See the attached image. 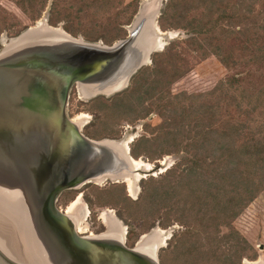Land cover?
Returning a JSON list of instances; mask_svg holds the SVG:
<instances>
[{"label":"water","instance_id":"water-1","mask_svg":"<svg viewBox=\"0 0 264 264\" xmlns=\"http://www.w3.org/2000/svg\"><path fill=\"white\" fill-rule=\"evenodd\" d=\"M140 13L127 38L112 45L87 42L62 29L63 34L46 31L7 49L3 45L0 201L5 199L9 207L19 203V209H3L0 203V217L7 216L27 257L17 261L0 249V264H160L159 251L151 256L136 245L129 247L126 235L117 240L100 237L104 232L80 234L71 216L57 206L67 189L136 172L130 163L135 160L130 146L125 155L107 143L118 140L87 137L68 115L67 105L74 85L109 90L95 96H111L124 90L146 60H151L157 34L152 18L142 22ZM44 21L47 27L59 29ZM155 171L152 168L146 174ZM121 177L108 180L119 182Z\"/></svg>","mask_w":264,"mask_h":264},{"label":"rangeland","instance_id":"rangeland-1","mask_svg":"<svg viewBox=\"0 0 264 264\" xmlns=\"http://www.w3.org/2000/svg\"><path fill=\"white\" fill-rule=\"evenodd\" d=\"M168 2L169 0H0V51L9 39L16 37L28 27L35 26L36 23L37 26L42 24L45 19L49 25L62 29L73 37L87 42L96 40L93 43L109 45L105 39L114 40L115 35L122 34L124 30L127 31V35L129 34L130 26L143 5L147 12L158 9L156 25L159 26V20ZM192 5L189 16H201L203 9L199 5H202V2L197 1ZM195 7L200 8L196 11ZM50 18L59 22L50 24ZM129 18L130 24H123ZM190 20L191 18H188L183 22H175L169 16H164L163 24L166 30L158 28L162 33L156 37V42L161 38L162 48L155 50L152 55L154 53L166 55L158 56L157 62L151 57V60L137 71V73L141 69L152 71L157 68L156 63L164 67L162 88L155 90L143 104V110L140 108V112H111L107 110L109 104L106 102L127 90L137 73L124 90L111 96L87 98L82 94L78 84L71 88L67 113L75 118L73 121L76 120L75 122L81 125L84 135L95 140L98 137L118 140L131 147L141 136L151 138L152 133H156V126L170 114L166 105L169 97L174 95H182L184 98L182 100L194 107V115H201L198 107L203 105V100L199 95L213 90L220 81L232 74V70L221 63L211 48L226 46L227 49H232L234 41L229 34H217L214 39L200 41V47L190 45L189 39L194 36L193 26L189 25ZM220 22L225 28L227 20ZM125 38L116 39L112 44ZM171 42H173L171 47L174 48L172 52L182 51L177 58L166 53ZM98 97L105 99L96 103L95 99ZM102 106L104 107L100 108ZM148 112L150 115L145 117ZM198 123L204 124L205 121L199 120ZM163 142L165 140L154 143L156 149L154 161L149 160L147 156L136 160L138 164L134 163L133 168L138 170V175L135 179L129 177L130 184L124 179H122L124 182L94 180L84 184L80 189L71 191L77 193L67 206L71 207L74 204L75 208L81 211L78 224L86 229L84 234L106 232L108 230L106 219L113 216L126 232L127 245H131L134 239L135 246L143 236L154 231L160 232L162 236L160 247L158 246L160 264H224L238 238L246 241L251 247L250 251L245 250L242 253L244 256L241 264L252 263L258 259H262L264 263V189L245 207L239 208L233 220L223 219L219 222L212 242L205 235L206 232L199 222L192 218L187 221L181 220L183 215L193 216L190 208L194 206V195L189 188L177 184L178 189L175 192L171 191L162 202L142 200L145 188L147 190L149 186V183L144 185L143 181L147 182L149 178L158 179L168 169L179 165V169L184 168L181 163L186 158L185 153L158 155L162 151ZM152 168H156L154 175L146 174ZM63 201L65 197L59 199L58 205L64 208ZM188 231L199 235L198 245L202 251L213 248L211 256L202 255L201 250L196 251V245L191 247L187 242L184 245V234ZM233 231L237 235L231 237L230 233Z\"/></svg>","mask_w":264,"mask_h":264},{"label":"trees","instance_id":"trees-1","mask_svg":"<svg viewBox=\"0 0 264 264\" xmlns=\"http://www.w3.org/2000/svg\"><path fill=\"white\" fill-rule=\"evenodd\" d=\"M197 1L202 2L199 6L203 13L190 17L192 4ZM189 2L191 5H187ZM164 16L175 22L191 18L189 25L193 26L194 36L189 39L190 45L200 47V41L214 39L217 34H229L234 41L232 49L226 46L211 48L232 74L213 90L199 95L203 100V105L198 107L201 115H194V107L184 102L182 95L170 96L166 105L170 114L156 126V133L153 132L151 138L141 136L130 147L133 158L147 156L152 161L155 160V141L165 140L160 156L185 153L186 158L181 163L184 168L179 169V165L168 169L158 179L143 181L149 186L142 200L162 202L171 191L178 189V185L189 188L194 195V206L190 208L193 216L183 215L181 220L192 218L199 222L212 242L219 222L233 220L237 210L264 189V0H169L159 20V27L166 30ZM221 20H227V28L221 25ZM56 22L59 21L49 19L50 24ZM130 22L131 18L123 24ZM126 36L124 30L115 35L114 40ZM108 40L105 39L109 45L114 41ZM172 43L166 53L177 58L182 51L172 52ZM160 55L166 54L154 53L151 57L157 62ZM156 67L152 71L141 69L127 90L106 101L107 110L117 113L143 110L148 98L162 88L165 70L157 63ZM104 99L98 97L95 101L100 103ZM149 115L150 112L144 116ZM199 120L205 123L199 124ZM184 235V245L187 242L191 247L196 245V251L201 250L197 233L188 231ZM235 235L234 231L230 233L231 237ZM134 242L133 239L129 247H133ZM245 250L250 251L251 247L238 238L224 264H241ZM212 251L213 248H207L202 255L211 256Z\"/></svg>","mask_w":264,"mask_h":264},{"label":"bare ground","instance_id":"bare-ground-1","mask_svg":"<svg viewBox=\"0 0 264 264\" xmlns=\"http://www.w3.org/2000/svg\"><path fill=\"white\" fill-rule=\"evenodd\" d=\"M158 13H159L158 9H155L154 12L144 13V12H142V8H141V13H140L139 19H140V21L144 22V21H146L147 18H152V25L154 27L156 34L161 35L162 31H160L158 29V26L156 25V18H157ZM150 23L151 22H149L147 24H150ZM46 31L47 32L55 31L56 33L63 34V32L59 29H51V28L47 27L45 25V21H43L42 24H39L32 31L25 34L21 38L12 40L10 42V44L7 43L5 45V48L7 49L10 46L16 45L20 41L27 40L29 38H35V36H37L36 34L45 33ZM160 40H161V38H160ZM160 40L157 39V42H155V45H154V48L152 49V51H155L157 49L162 48V43ZM148 61H149V59L146 60L145 64ZM79 88H80L82 94L87 98L93 97L99 92L108 93V91H109V90L99 91V89H97V88H94V87L88 86V85H83V84H80ZM75 121H73V122H75ZM75 123L78 124L77 122H75ZM79 127H81V125H79ZM107 143L109 145L113 146L114 148H116L120 153H122V154L124 153L125 155L127 154V151L129 150V146H130V145L123 144L124 142H118V141H113V142L107 141ZM136 160H139V159H135L134 161H130V163L132 164V167H133L134 163H136V165L138 164V162ZM135 171H136L135 174L132 176H130L129 174H124V176L122 174H120L117 177H114V176L108 177V179L119 178L122 175L123 177H121V178L124 179V181L126 180L128 182V184H130L131 178L135 179V177L138 175V172H137L138 170L135 169ZM129 177H131V178L129 179ZM94 180H105V178L103 177V178H98V179H94ZM2 200H3V202L0 201V203L3 204L4 208L1 205H0V207H2L3 209L9 207L8 205H10V203L6 202L5 199H2ZM9 208H12V209H9L10 211H12V210L16 211V209L17 210L19 209V203H14ZM66 213L69 216H71V218L74 220V222L77 226L78 232L83 233V234L86 233V229L84 227H82L81 224H78L79 219L81 218V211L79 209L77 210L75 208L74 204L67 209ZM1 217H0V249L6 255L12 257L13 259H15L17 261L22 262L23 257L24 256L27 257L24 254L25 251L21 247L18 246V242L16 239L17 235L14 233L13 228L10 227V225H8L7 216H6L7 220L5 218H3V217L1 218ZM106 224L108 226V230L106 232H104L103 234H101L100 237H107V238H113V239H117V240H121V239L124 240L126 232L121 227L122 225L117 219H115L113 216H111L110 218L106 219ZM91 236H93V235H91ZM161 237L162 236H161L159 231H154L149 235L143 236L141 241L139 240L138 243L135 244L136 248L144 254L153 256L158 251V249L160 247L159 245L161 243ZM262 262H263L262 259H258L254 263L245 262L244 264H264ZM34 264H37V263H34Z\"/></svg>","mask_w":264,"mask_h":264},{"label":"flooded vegetation","instance_id":"flooded-vegetation-1","mask_svg":"<svg viewBox=\"0 0 264 264\" xmlns=\"http://www.w3.org/2000/svg\"><path fill=\"white\" fill-rule=\"evenodd\" d=\"M80 85V84H79ZM74 119V118H73ZM86 184V183H85ZM84 185V184H83ZM83 185H80L79 187H77V188H71V189H67V190H65V191H63L62 193H61V195L59 196V198H58V200H57V206L60 208V209H62L63 211H67V209L69 208L68 206H67V203L71 200V199H73L74 198V196H75V194L77 193V192H75V193H73V192H71L72 190H76V189H80ZM65 194H67V195H65ZM61 197H65V201H63V204H64V208L63 207H60L59 205H58V201H59V199L61 198ZM67 197V198H66ZM66 207H68V208H66ZM65 208H66V210H65Z\"/></svg>","mask_w":264,"mask_h":264},{"label":"crops","instance_id":"crops-1","mask_svg":"<svg viewBox=\"0 0 264 264\" xmlns=\"http://www.w3.org/2000/svg\"><path fill=\"white\" fill-rule=\"evenodd\" d=\"M142 12H144V13L147 12V11H146V7H145V5H143V7H142Z\"/></svg>","mask_w":264,"mask_h":264}]
</instances>
